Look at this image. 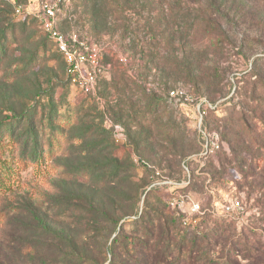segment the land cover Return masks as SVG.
Masks as SVG:
<instances>
[{
    "label": "rangeland",
    "instance_id": "374dc122",
    "mask_svg": "<svg viewBox=\"0 0 264 264\" xmlns=\"http://www.w3.org/2000/svg\"><path fill=\"white\" fill-rule=\"evenodd\" d=\"M15 3L22 4L20 12L15 13ZM201 3L0 0L9 23L18 32L25 26L31 34L30 46H24L13 42L9 30L2 68L27 49H37L39 61L20 80L0 77V120L19 114L24 105L48 106L53 100L61 106L60 117L70 116L73 123L69 139L51 154L43 140L45 158L39 163L18 161L14 151L0 146V264H109L115 257L127 259V238L139 245L144 239L156 243L158 237H149L144 228L152 217L155 225L170 224L175 208L166 202L180 194L190 195L205 210L216 207L222 212L220 205L232 200L243 205L230 217L209 210L200 215L198 230L207 238L221 224L237 234L250 235L255 229L263 238L261 227L254 228L261 191L252 184L256 176L247 175L260 148L251 147L247 136L243 140L239 116L253 105V97H264L257 77L264 76V0H216L222 20L216 44L204 34L192 42L193 37L180 36L188 26L185 20L190 24L196 14L204 18ZM46 4L55 5L57 29L77 32L97 54L98 81L92 93L68 85L66 61L38 17ZM170 10L175 18L167 14ZM258 57L262 60L256 62ZM216 63L232 72H222L212 85L207 72ZM239 71L253 74L240 83V96L234 94L238 83L233 76ZM178 90L180 95H171ZM186 97L196 100L188 103ZM200 100L220 104L219 112L211 114L210 109L203 120L222 137V148L209 156L199 154L195 105ZM191 156L195 159L189 163L188 185L181 164ZM9 187L14 189L10 193ZM169 229L185 241L195 233L177 223ZM163 239L168 243L170 236ZM181 255L174 250L169 262L178 264L186 254ZM140 257L137 252L131 263Z\"/></svg>",
    "mask_w": 264,
    "mask_h": 264
},
{
    "label": "trees",
    "instance_id": "16d2710c",
    "mask_svg": "<svg viewBox=\"0 0 264 264\" xmlns=\"http://www.w3.org/2000/svg\"><path fill=\"white\" fill-rule=\"evenodd\" d=\"M194 1L199 2L200 0ZM215 3L216 0H202L201 4L206 7L202 14L204 18L200 20V18H197L196 14L190 24L185 20V23L188 26L186 30L182 31L180 34L183 40L185 38L190 40V38L193 37L191 40L192 42L195 37L197 38L201 34H204L209 36L211 42L217 41L215 44L218 43L220 38H215V34H219L218 31H221L219 26L222 20L219 17V10ZM21 5V3H15V13L17 7ZM5 10L0 9V77L5 75L13 78V80H20L26 77L28 73L31 74V72L34 71L33 68L36 66L37 62H39L37 61L38 50L36 49L31 51L27 49L22 51V55L20 57L13 58L8 65H6L5 69L2 68L10 43L9 38L7 37L9 30H12V40L16 44L22 43L24 46H27L31 42L30 32L25 29V26H22L18 32L13 23H9L11 19L7 16L9 13ZM167 14L170 16L172 15V17L174 16L173 18L176 17L173 10H170ZM186 16L187 15L183 13V19H185ZM172 29L174 30V27H172ZM177 31L178 30H175L174 32ZM174 32H172V35ZM157 43L159 44V42ZM56 50L58 51V49ZM193 51L194 50H190L189 53H193ZM24 53L27 55H24ZM58 53L61 57L63 56L59 51ZM218 58H220V56H218ZM259 60H262V58L258 57L256 62ZM216 64L217 65H214V67L210 68L207 72V75L209 74L207 78H209V81L211 80L212 85L215 81L219 80L218 77H222V72H232L230 68L221 69L219 64ZM170 70L182 72V74H184L183 71L177 69L176 67H172ZM207 75L206 72L202 73V77ZM184 76L187 78L191 77L192 73L188 72V75L184 74ZM233 76L238 83V87H236L234 94H237L238 96L243 95L244 93L240 92V89L242 88L240 83H246L247 80L253 76V74L250 73V71H239L235 72ZM257 77L260 83L264 86V76ZM67 83L71 88H73L70 77L67 78ZM255 84L257 83H254V85ZM218 94L221 95V91H219ZM233 98L234 97H230V99ZM253 98V105L249 106L247 113L246 111H243L240 114L239 120L241 121L242 131L244 132L243 140L248 137L251 147L260 148V151L255 153L257 163L254 164L251 162L253 165L249 166L250 169L247 175L256 176L257 180L252 181V184L258 189L260 188L261 191V195L257 201V206L260 209V217L256 221L257 225L254 228L261 227V232L264 233V97H262V99H260L259 96ZM159 103L161 104L162 102ZM213 104L215 105V108L211 111V114L217 113L220 110V104L218 102H213ZM60 107L61 106L58 103H55L52 100L49 101L48 106L45 104H39L37 107L35 106V103L29 107L28 105H24L19 114L14 113L13 115L6 116L4 119L0 120V146H8L12 152L14 151V157H17L18 161L32 163H39L43 161L45 158L43 140L46 141L48 145V152L51 154L58 147H61V142L65 138L69 139L68 130L73 123H71L70 116L66 119L60 117ZM219 119L221 122L229 120V118ZM62 121H64V123H62ZM252 122L254 123L252 124ZM256 126H258V128H255ZM197 133L199 136L198 141L201 147L199 149V154L202 156V137L199 132ZM14 157L12 156L11 160H9L8 165L10 167L14 163ZM193 159H195L193 156L187 157L181 164L183 170H186L189 175L188 179L185 178L188 185L191 183V169L189 163ZM7 190L10 193L14 189L9 187ZM9 201L11 202V200ZM226 203L227 201L220 205L221 209ZM166 204H169V200ZM201 206L205 210L202 204ZM214 208L215 210L210 208L206 209L204 215L207 214V210L227 217L234 216L233 214L237 213H225L223 210L220 212V209L216 210V207ZM1 212H3V210H1ZM203 216H201L200 219H202ZM171 217L172 221L170 224L169 222H163L159 223V225H155L154 221H156V218L152 217V221L149 222L151 225L145 226L144 231L147 235L151 238L157 236L158 242L156 241V243L152 244L149 239H144L142 240L141 245H139V242L129 241L130 239L127 238L128 242H125L127 259L118 260V258L115 257L114 260L111 259L109 264H133L131 263V260L137 252H140L142 257H140V259H134L136 264H172L169 262V259L173 256L174 250H178L180 254H182L181 256L186 254V258H178V264H264V236L262 239L257 237L260 231L253 229L249 231L251 233L250 235H247L245 232L237 234L229 230V227H225L221 224L217 228L215 235L207 238L205 233L198 230L199 223L195 225L184 224L185 218L189 219L193 217L190 207L175 208ZM174 223H177L183 229L187 230L188 233L195 232L189 233L193 235L192 238L185 241L184 239H178L177 235L174 236L172 230L169 229V226ZM117 225L121 226L123 224L118 222ZM166 234L170 236V241L168 243L163 239ZM118 240L119 238L115 237L114 242L117 243Z\"/></svg>",
    "mask_w": 264,
    "mask_h": 264
},
{
    "label": "built area",
    "instance_id": "2783aa9c",
    "mask_svg": "<svg viewBox=\"0 0 264 264\" xmlns=\"http://www.w3.org/2000/svg\"><path fill=\"white\" fill-rule=\"evenodd\" d=\"M21 6L17 11H21ZM41 22H43L46 31L56 43L58 51L63 55L66 64L67 72L71 82L77 84L84 92L92 93L96 90L98 81V58L93 49L84 41L80 40L79 34L73 31L70 34L63 33L56 28V11L55 5H43V10L38 14ZM183 94V93H182ZM172 96H178V91H171ZM179 100L182 97H176ZM195 98L186 97L188 103H194ZM207 102L202 108V103ZM215 105L206 100L196 102V120L198 132L202 137V156H209L217 153L222 148L221 136L217 131L209 130L204 126V118L208 110L214 109ZM169 205L173 208L190 207L192 218H185L184 224H197L200 215L204 214L205 210L199 202L194 201L188 194L172 195L169 199ZM242 209V204L239 200H232L223 206L225 213H235Z\"/></svg>",
    "mask_w": 264,
    "mask_h": 264
}]
</instances>
